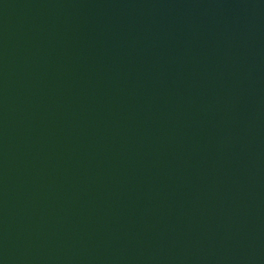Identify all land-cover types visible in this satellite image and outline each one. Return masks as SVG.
Segmentation results:
<instances>
[{"label":"water","instance_id":"95a60500","mask_svg":"<svg viewBox=\"0 0 264 264\" xmlns=\"http://www.w3.org/2000/svg\"><path fill=\"white\" fill-rule=\"evenodd\" d=\"M0 264H264V0H0Z\"/></svg>","mask_w":264,"mask_h":264}]
</instances>
